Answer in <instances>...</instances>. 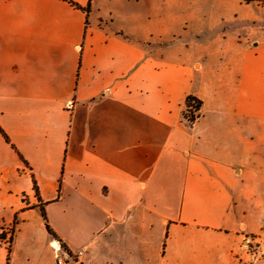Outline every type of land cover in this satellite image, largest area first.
<instances>
[{
    "label": "crops",
    "instance_id": "crops-1",
    "mask_svg": "<svg viewBox=\"0 0 264 264\" xmlns=\"http://www.w3.org/2000/svg\"><path fill=\"white\" fill-rule=\"evenodd\" d=\"M0 127V264H264V0H0Z\"/></svg>",
    "mask_w": 264,
    "mask_h": 264
},
{
    "label": "trees",
    "instance_id": "trees-1",
    "mask_svg": "<svg viewBox=\"0 0 264 264\" xmlns=\"http://www.w3.org/2000/svg\"><path fill=\"white\" fill-rule=\"evenodd\" d=\"M71 3H73V2H71ZM73 5H75V6L78 7V8H82L79 4H75V3H73ZM86 10L89 11V8H87ZM191 101L196 102V105L194 106V107L196 108V110H199V109L201 108V106H202V101H201L199 98H197V97H195V96H192V95H189V96L187 97V99H186V103H187V106H188L189 108L193 106V105L191 104ZM194 119H195V117L192 116V117L189 118V121H193ZM0 131H1V133L4 135L5 139H6L8 142H10L9 137L7 136V134L4 132V130H3L1 127H0ZM35 190H36V193H37V195H38V188H37L36 185H35ZM42 215H43V217H44V219H45V221H46V227H47L48 232H49L53 237H55V239H57V238H58L57 234L52 230L50 224L47 222V214H46V211H45V208H44V207L42 208ZM14 223H15V224L17 223V218L15 219ZM14 232H15V228H12V230H11V235H10V237H9V244H8V261H9V259H10V251H11V245H12L13 238H14V237H13V236H14ZM0 238H1V239H6V238H7L6 228H3V229L0 231ZM63 246H64L65 248H67L65 244H63Z\"/></svg>",
    "mask_w": 264,
    "mask_h": 264
},
{
    "label": "built area",
    "instance_id": "built-area-1",
    "mask_svg": "<svg viewBox=\"0 0 264 264\" xmlns=\"http://www.w3.org/2000/svg\"><path fill=\"white\" fill-rule=\"evenodd\" d=\"M73 103H70V107ZM7 238L5 239L9 244V237L11 235V229L6 228ZM53 249L55 251V257L57 264H68V260L71 258L70 252L62 245L59 240H55Z\"/></svg>",
    "mask_w": 264,
    "mask_h": 264
},
{
    "label": "rangeland",
    "instance_id": "rangeland-1",
    "mask_svg": "<svg viewBox=\"0 0 264 264\" xmlns=\"http://www.w3.org/2000/svg\"><path fill=\"white\" fill-rule=\"evenodd\" d=\"M247 1H252V0H247ZM191 104L193 105L192 107H186V111H185V115H186V117L189 119L190 117H192V116H196V113H197V110H196V108L194 107L195 105H196V102H193V101H191ZM7 228H9V229H11L12 230V228H14L13 226H9V227H7ZM251 240H254V238L253 237H251ZM256 244H257V242L256 241H253L252 243H251V249L254 251V249H255V246H256ZM242 260V259H241Z\"/></svg>",
    "mask_w": 264,
    "mask_h": 264
}]
</instances>
